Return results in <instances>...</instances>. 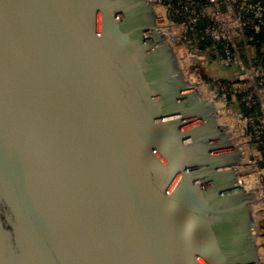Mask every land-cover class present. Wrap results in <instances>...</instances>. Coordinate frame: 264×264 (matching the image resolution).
Listing matches in <instances>:
<instances>
[{
	"label": "water",
	"instance_id": "1",
	"mask_svg": "<svg viewBox=\"0 0 264 264\" xmlns=\"http://www.w3.org/2000/svg\"><path fill=\"white\" fill-rule=\"evenodd\" d=\"M157 17L0 0V264H261L257 196Z\"/></svg>",
	"mask_w": 264,
	"mask_h": 264
},
{
	"label": "built area",
	"instance_id": "2",
	"mask_svg": "<svg viewBox=\"0 0 264 264\" xmlns=\"http://www.w3.org/2000/svg\"><path fill=\"white\" fill-rule=\"evenodd\" d=\"M163 11L155 29L172 45L183 89L213 103L223 133L237 153L232 164L257 224V251L264 264V0H154ZM205 26H201V22ZM214 67L232 71L214 75Z\"/></svg>",
	"mask_w": 264,
	"mask_h": 264
},
{
	"label": "rangeland",
	"instance_id": "3",
	"mask_svg": "<svg viewBox=\"0 0 264 264\" xmlns=\"http://www.w3.org/2000/svg\"><path fill=\"white\" fill-rule=\"evenodd\" d=\"M154 5H156L155 2H153ZM214 75H217V76H220V77H231L230 73H229V70L223 68V67H214ZM214 119L218 122L216 116H214ZM219 124V122H218ZM257 245V244H256ZM260 257V255H259Z\"/></svg>",
	"mask_w": 264,
	"mask_h": 264
},
{
	"label": "trees",
	"instance_id": "4",
	"mask_svg": "<svg viewBox=\"0 0 264 264\" xmlns=\"http://www.w3.org/2000/svg\"><path fill=\"white\" fill-rule=\"evenodd\" d=\"M258 40H259V44H258V52H260L262 50V48L264 47V32H262L259 36H258Z\"/></svg>",
	"mask_w": 264,
	"mask_h": 264
},
{
	"label": "bare ground",
	"instance_id": "5",
	"mask_svg": "<svg viewBox=\"0 0 264 264\" xmlns=\"http://www.w3.org/2000/svg\"><path fill=\"white\" fill-rule=\"evenodd\" d=\"M150 1V3H151V6H152V8H153V10L155 11V13L158 15V12H161L162 14H163V11H161V10H158V9H156L155 8V6H154V0H149ZM159 15L161 16V14L159 13ZM158 15V16H159ZM155 30H157V29H155ZM162 33V32H161ZM163 35V38H164V34H162ZM163 38H162V40H163ZM164 41V40H163ZM217 117V116H216ZM219 125H220V123H219ZM256 243H257V237H256ZM257 253H258V251H257Z\"/></svg>",
	"mask_w": 264,
	"mask_h": 264
},
{
	"label": "flooded vegetation",
	"instance_id": "6",
	"mask_svg": "<svg viewBox=\"0 0 264 264\" xmlns=\"http://www.w3.org/2000/svg\"><path fill=\"white\" fill-rule=\"evenodd\" d=\"M146 18H147V15H144V19H145V20H146ZM145 20H144V21H145ZM140 21L143 22L142 19H140ZM240 212H241L242 214L244 213V211H243L242 209H241ZM238 225H239L240 227H241V226H242V227H243V226L245 227V226H247V222H246L244 219H241V220H240V223H239Z\"/></svg>",
	"mask_w": 264,
	"mask_h": 264
},
{
	"label": "crops",
	"instance_id": "7",
	"mask_svg": "<svg viewBox=\"0 0 264 264\" xmlns=\"http://www.w3.org/2000/svg\"><path fill=\"white\" fill-rule=\"evenodd\" d=\"M229 73H230V75H231V74H233V72H232V71H229Z\"/></svg>",
	"mask_w": 264,
	"mask_h": 264
}]
</instances>
